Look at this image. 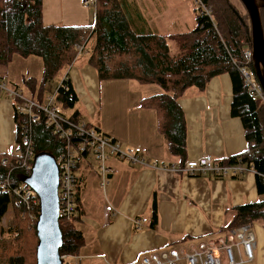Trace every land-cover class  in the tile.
Segmentation results:
<instances>
[{
  "label": "trees",
  "instance_id": "1",
  "mask_svg": "<svg viewBox=\"0 0 264 264\" xmlns=\"http://www.w3.org/2000/svg\"><path fill=\"white\" fill-rule=\"evenodd\" d=\"M259 2L257 7L264 30V0ZM202 3L213 10L215 22L201 15L196 29L183 36V50L188 53L175 58L168 39L149 29L134 0H96L97 22L90 27L45 25L43 0H0V65L7 66L15 55L40 57L44 88L61 70L72 67L79 46L86 49L93 41L89 64L97 71L100 82L133 81L162 89V93L143 99L140 105L142 109L157 112L159 131L166 137L171 154L182 161L187 156V125L180 99L189 88L204 90L214 78L229 75L233 83L231 116L242 122L248 149L222 164H236L241 160L256 175L258 194L264 198V102L252 90L259 83L254 61L247 64L244 53L247 47L252 49L251 19L245 7L243 16L226 0H202ZM245 67L256 85L245 83L242 72ZM28 84L35 91L36 81ZM56 95L57 104L65 109L74 110L79 103L69 75ZM40 99L42 96L38 102H45ZM79 117L76 111L69 118L73 123H81ZM14 121L20 148L25 119L15 112ZM54 130V125L43 116L34 129L36 153L48 152L59 159L66 150V142ZM77 141L82 142V138L74 137V142ZM21 161L18 152L0 155V264H37L39 201H31L28 209L23 203V194H15L16 189L19 193L22 190L21 179L29 175ZM9 214L13 219L3 227L1 223ZM232 215V228L254 223H261L264 228V199L236 207ZM156 222L154 210L153 227ZM76 223V218L71 222L61 221L64 234L61 256L81 254L84 236ZM65 264L73 263L65 260Z\"/></svg>",
  "mask_w": 264,
  "mask_h": 264
},
{
  "label": "crops",
  "instance_id": "2",
  "mask_svg": "<svg viewBox=\"0 0 264 264\" xmlns=\"http://www.w3.org/2000/svg\"><path fill=\"white\" fill-rule=\"evenodd\" d=\"M87 1L91 4L86 5ZM137 5L152 30L142 5L141 8L138 2ZM95 21L96 0H43V22L47 26L90 27L95 26ZM82 74L86 81L69 77L79 102L82 96L90 102L91 120L84 122L80 116V122L112 138L123 151L135 152L144 164L108 159L112 173L103 189L99 171L94 179L88 164L82 165L88 160L81 162L76 170L79 189L75 218L85 247L80 256L68 257V261L80 259V264H86V260L105 259L108 264H135L153 253L190 247L202 241L219 243L232 228V209L264 199L258 194L252 171L233 179L214 175L187 177L173 170L206 156L222 163L247 151L243 124L231 116L233 83L229 75L214 78L204 90L189 88L180 99L187 125V156L182 161L171 154L166 137L159 131L157 112L140 105L143 99L162 93L160 88L133 81L100 82L97 71L88 63L82 65ZM0 77L5 75L0 73ZM94 98L96 104L92 102ZM78 107L79 103L75 112L81 115ZM2 108L8 121L11 107L1 104ZM88 206L95 215L90 222L97 236L98 254H88L90 250L85 245ZM154 210L157 222L153 227ZM144 217L148 221L145 220L142 230H137L135 221ZM252 231L257 243L255 260H262L263 225L254 223Z\"/></svg>",
  "mask_w": 264,
  "mask_h": 264
},
{
  "label": "built area",
  "instance_id": "3",
  "mask_svg": "<svg viewBox=\"0 0 264 264\" xmlns=\"http://www.w3.org/2000/svg\"><path fill=\"white\" fill-rule=\"evenodd\" d=\"M94 2V1H92ZM91 4L87 1L86 5ZM202 15L207 16L212 22H215V15L211 8L204 6L202 0L199 2ZM79 54L87 52L85 47H78ZM246 62L249 64L253 60V50L247 47L244 50ZM245 83L252 84L253 75L248 68L242 69ZM66 78V77H65ZM64 78V79H65ZM256 98L264 102V91L261 85H256L252 88ZM14 99V111L19 117L25 119L23 125L22 145L18 153L22 156L23 167L31 173L33 161L36 156V143L34 139V129L41 123L42 117L54 125V131L61 139L66 142V150L57 159L60 169V185H59V204L60 217L63 222H71L76 216V198L79 189V181L76 175V170L83 160H88V157L95 155L101 163L99 167V176L102 181V187L105 189L112 169L107 166V161L110 158H117L121 161L128 162L131 165L144 164L143 160L131 150L123 151L119 144L113 142L112 138L98 133L94 128L88 127L84 122L73 123L70 118L60 112L57 104L56 93L47 99L44 103H40L34 99L27 100L23 94L17 89H14L6 81L5 78H0V97ZM74 137L82 138V142H74ZM187 177H206L214 175L217 178H238L248 170L242 161L239 160L236 164L217 163L211 156H206L197 161H189L185 163L179 170ZM19 189L15 190V194H23L22 200L29 209L30 202H37L35 193L26 185L22 184ZM6 190V188H5ZM34 197V198H33ZM37 199V200H36ZM147 221L136 220L135 225L137 230H142L143 225ZM238 249L240 254V262L235 260L234 249ZM257 248L256 237L252 231V224L243 225L240 227L231 228L227 236L219 243L202 241L197 245L190 247L173 248L142 258V264H179L186 261L187 264H222L224 257L228 258L229 264H246L255 260V251ZM70 256H63L64 262Z\"/></svg>",
  "mask_w": 264,
  "mask_h": 264
},
{
  "label": "rangeland",
  "instance_id": "4",
  "mask_svg": "<svg viewBox=\"0 0 264 264\" xmlns=\"http://www.w3.org/2000/svg\"><path fill=\"white\" fill-rule=\"evenodd\" d=\"M139 3V6L145 14V17L149 19L150 25H153V31L162 34L168 39V43L171 47L172 55L175 58L182 57L185 53L183 50V36L195 30L198 25V18L202 15L201 6L199 2L201 0H134ZM227 2L232 3L241 13V15L245 16L246 10L244 9V5L241 0H226ZM256 2V0H255ZM260 3L259 1L256 4ZM96 25V21L94 23ZM94 48V42L91 41L86 50L87 52L81 53L77 55L76 60L74 61L72 67H65L60 73L56 76L53 82L43 86L42 88V79H43V60L40 57L31 56L28 58L22 57L20 55H15L12 61L7 65H0V73L5 75L6 81L10 84V86L14 89H17L21 92L25 99L27 100H36L38 101L40 96L42 99H47L52 97L64 78L67 74H70V78H74L76 81L80 79H84L82 74V65L85 63L89 64L90 53ZM90 52V53H89ZM90 66V64H89ZM251 73V72H250ZM83 76V77H82ZM36 81V89L32 90L29 86V81ZM86 81V80H85ZM253 84L256 85L255 78L252 80ZM155 89H159L160 87L156 85H151ZM87 89L89 85H87ZM161 89V88H160ZM162 91V89H161ZM82 93V91H80ZM33 94H35V98H33ZM79 102V107L77 109L80 110L81 120L84 122H90L91 114L89 112V104L90 102L85 99L84 96ZM95 103V98L92 101ZM16 104L14 99L6 98L5 96L0 97V105L3 104V107L10 106V116L7 121L6 116H4L5 108L0 109V155H14L19 150V144L16 138V124L13 119L14 117V106L12 104ZM96 104V103H95ZM60 112L66 117L73 116L75 113V109H65L59 104ZM91 111V109H90ZM8 124V125H7ZM88 163L83 162L82 165L88 164L89 169L92 173H94V179L97 177V171H99V167L101 163L97 160L95 155H91L88 157ZM100 179V177L98 178ZM101 181V179L99 180ZM88 214L86 217V244L89 248L88 254H98L97 252L100 248H96L97 236L93 233L94 230L91 227L92 219H94L95 215H92V208L88 206ZM12 215L4 219L1 223L3 227H6L8 223L12 220ZM144 220L145 217L143 218ZM148 221V220H147ZM37 223V222H36ZM99 238V237H98ZM100 239V238H99ZM102 245V239H100ZM84 246V245H83ZM85 247V246H84ZM87 250V252H88ZM94 253H91V252ZM235 260L237 263L240 262V254L238 249H234ZM256 253V251H255ZM83 258H81L82 260ZM69 262H73L75 264H80V259L77 260H69ZM86 264H108V262L103 260H91L85 261ZM135 264H142L141 262ZM179 264H187L186 261H182ZM222 264H229L228 258L224 257L222 260ZM246 264H264V258L261 260L260 258L256 259L251 263Z\"/></svg>",
  "mask_w": 264,
  "mask_h": 264
},
{
  "label": "water",
  "instance_id": "5",
  "mask_svg": "<svg viewBox=\"0 0 264 264\" xmlns=\"http://www.w3.org/2000/svg\"><path fill=\"white\" fill-rule=\"evenodd\" d=\"M241 2L251 19L255 77L264 91V30L259 9L255 0ZM21 183L28 186L39 201L37 264H65L61 256L64 234L60 217V169L57 158L48 152L36 154L30 175L24 176Z\"/></svg>",
  "mask_w": 264,
  "mask_h": 264
},
{
  "label": "flooded vegetation",
  "instance_id": "6",
  "mask_svg": "<svg viewBox=\"0 0 264 264\" xmlns=\"http://www.w3.org/2000/svg\"><path fill=\"white\" fill-rule=\"evenodd\" d=\"M259 0H256V2H258Z\"/></svg>",
  "mask_w": 264,
  "mask_h": 264
}]
</instances>
